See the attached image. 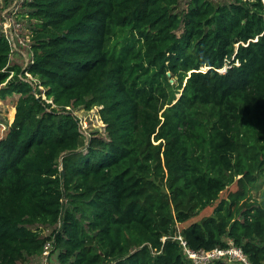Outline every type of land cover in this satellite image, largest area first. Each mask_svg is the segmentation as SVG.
I'll list each match as a JSON object with an SVG mask.
<instances>
[{"label":"trees","instance_id":"16d2710c","mask_svg":"<svg viewBox=\"0 0 264 264\" xmlns=\"http://www.w3.org/2000/svg\"><path fill=\"white\" fill-rule=\"evenodd\" d=\"M182 1L25 0L24 68L0 22V264H191L213 205L188 245L264 264V0Z\"/></svg>","mask_w":264,"mask_h":264},{"label":"rangeland","instance_id":"374dc122","mask_svg":"<svg viewBox=\"0 0 264 264\" xmlns=\"http://www.w3.org/2000/svg\"><path fill=\"white\" fill-rule=\"evenodd\" d=\"M11 2L12 0H0V8H3L0 14H2L3 10L7 8ZM184 2L185 0L181 2V7L184 6L185 4ZM0 19H1V15H0ZM17 19L22 24V26L20 27L21 29L19 31V34L23 38V39L21 38L22 41L24 40L27 45L19 46L20 51L14 48L15 51H13L14 54H12L10 58V62H11V65L17 64L21 66L22 68H24L26 67L31 57L29 42L31 40V34H32L31 27L34 21L30 20L25 6L22 12L20 13V15L19 16L17 15ZM171 81H173V79ZM42 95H43V98H46V95L44 93ZM17 98H18V94H13L9 96L7 99L0 100V136L5 133V130L13 122L15 112H16L15 104H16ZM72 112L81 121V128L83 131V135L86 138L89 136L86 134L87 133L89 134L91 131L98 130L100 132H104L105 124L100 119V116L98 114V107H95L91 110H87L83 106H80L77 108H72ZM236 189H237V185L236 183H234L221 193V197H226L230 191L236 190ZM263 190H264V184L261 183L258 188L253 190V195L255 197H260ZM213 208H214V205L206 207L197 216L191 218L190 220L184 223L179 224V226L181 228L186 227L193 222L201 220L204 216L211 215L213 212ZM49 231L47 230L46 232H49ZM55 256H56L55 254L52 255V261H51L52 264H54L56 261ZM40 261H41L40 258L32 257V258H29L28 261L25 262L24 264H40Z\"/></svg>","mask_w":264,"mask_h":264},{"label":"built area","instance_id":"2783aa9c","mask_svg":"<svg viewBox=\"0 0 264 264\" xmlns=\"http://www.w3.org/2000/svg\"><path fill=\"white\" fill-rule=\"evenodd\" d=\"M24 1L25 0H12L10 5L3 10L2 14H0L1 26L10 41L12 51H15V49L20 51L19 46L27 45L24 40L22 41L23 38L19 34L22 24L17 19V15L19 16L23 10ZM28 76L30 75L28 74ZM79 127L83 133L80 120ZM86 135L89 134L87 133ZM166 238L167 237H163V240H166ZM172 238L179 241L185 257L191 264H214L217 261H223L230 264H253L244 249L235 244L232 239L228 240V245L225 247H216L211 250H195L188 245L187 241L182 236L181 227L179 225H177V232ZM52 249L53 243L51 241L46 242L40 256V264H52L50 261Z\"/></svg>","mask_w":264,"mask_h":264}]
</instances>
